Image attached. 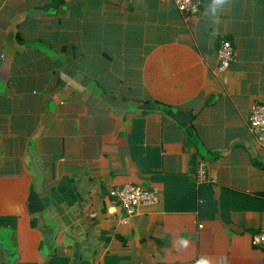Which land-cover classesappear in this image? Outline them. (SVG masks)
<instances>
[{
	"label": "crops",
	"instance_id": "1",
	"mask_svg": "<svg viewBox=\"0 0 264 264\" xmlns=\"http://www.w3.org/2000/svg\"><path fill=\"white\" fill-rule=\"evenodd\" d=\"M255 103L264 0H0V264H264Z\"/></svg>",
	"mask_w": 264,
	"mask_h": 264
},
{
	"label": "built area",
	"instance_id": "2",
	"mask_svg": "<svg viewBox=\"0 0 264 264\" xmlns=\"http://www.w3.org/2000/svg\"><path fill=\"white\" fill-rule=\"evenodd\" d=\"M178 10L185 16H192L199 12L202 0H173ZM235 59V49L232 42L225 38L221 41L218 51L219 67L227 69ZM249 130L254 134L259 146L264 148V104L255 103L250 109L248 118ZM197 184L210 182L206 164L200 161L197 166ZM110 197L117 202L126 218L134 215L141 206H151L159 201L160 195L157 190H149L141 186L124 185L113 188L109 192ZM251 244L259 249H264V230L252 235Z\"/></svg>",
	"mask_w": 264,
	"mask_h": 264
},
{
	"label": "clouds",
	"instance_id": "3",
	"mask_svg": "<svg viewBox=\"0 0 264 264\" xmlns=\"http://www.w3.org/2000/svg\"><path fill=\"white\" fill-rule=\"evenodd\" d=\"M226 2H227V0H214V3L216 5H224ZM212 11L215 13L216 12V8H213ZM218 19H219V17L217 18V20L215 22H218ZM183 243L185 245H187V242L186 241H184Z\"/></svg>",
	"mask_w": 264,
	"mask_h": 264
}]
</instances>
